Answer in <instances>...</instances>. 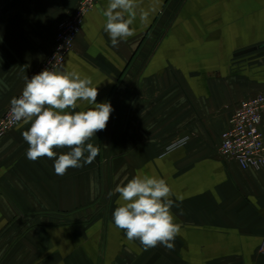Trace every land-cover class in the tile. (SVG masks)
<instances>
[{"label": "crops", "instance_id": "1", "mask_svg": "<svg viewBox=\"0 0 264 264\" xmlns=\"http://www.w3.org/2000/svg\"><path fill=\"white\" fill-rule=\"evenodd\" d=\"M79 2L0 0V117ZM107 5L84 15L57 70L91 79L96 102L111 103L88 141L99 154L61 176L53 159L27 158L30 125L0 138V264H264V169L219 153L232 112L264 92V0H136L135 35L115 47ZM138 171L175 193L172 250H144L113 224L115 189Z\"/></svg>", "mask_w": 264, "mask_h": 264}, {"label": "clouds", "instance_id": "2", "mask_svg": "<svg viewBox=\"0 0 264 264\" xmlns=\"http://www.w3.org/2000/svg\"><path fill=\"white\" fill-rule=\"evenodd\" d=\"M135 7L136 0H108L103 11L104 31L113 47L135 35ZM97 96L98 88L92 80L81 78L74 71H57L54 66L31 79L26 76L21 94L10 100V112L18 128L30 125L22 132L29 146L27 158L53 159L54 171L61 176L70 168L91 164L99 147L88 141L106 129L113 111L110 102L97 103ZM82 104L91 107L75 111ZM186 141L187 138L169 145L168 151L178 150ZM60 148L70 151L57 156L54 149ZM115 191L119 197L112 214L113 224L130 243L139 241L144 250L158 246L174 249L181 228L171 211L175 193L165 178L138 171Z\"/></svg>", "mask_w": 264, "mask_h": 264}, {"label": "built area", "instance_id": "3", "mask_svg": "<svg viewBox=\"0 0 264 264\" xmlns=\"http://www.w3.org/2000/svg\"><path fill=\"white\" fill-rule=\"evenodd\" d=\"M79 1L75 12L58 23L53 48L31 77L44 69L61 67L80 32L84 15L98 0ZM263 120L264 92H261L241 102L228 118V126L220 136V155L236 161L243 169H264V137L260 130ZM15 126L9 106L0 117V138ZM260 251L264 254L263 247Z\"/></svg>", "mask_w": 264, "mask_h": 264}, {"label": "water", "instance_id": "4", "mask_svg": "<svg viewBox=\"0 0 264 264\" xmlns=\"http://www.w3.org/2000/svg\"><path fill=\"white\" fill-rule=\"evenodd\" d=\"M249 50H251V49H249ZM249 50H247V51H249ZM241 52H246V51H241Z\"/></svg>", "mask_w": 264, "mask_h": 264}, {"label": "rangeland", "instance_id": "5", "mask_svg": "<svg viewBox=\"0 0 264 264\" xmlns=\"http://www.w3.org/2000/svg\"><path fill=\"white\" fill-rule=\"evenodd\" d=\"M96 5V4H95Z\"/></svg>", "mask_w": 264, "mask_h": 264}]
</instances>
